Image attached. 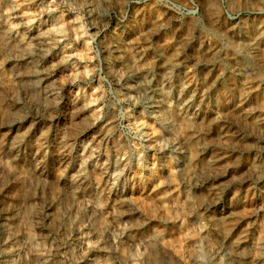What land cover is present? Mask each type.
Returning <instances> with one entry per match:
<instances>
[{"label": "rangeland", "instance_id": "obj_1", "mask_svg": "<svg viewBox=\"0 0 264 264\" xmlns=\"http://www.w3.org/2000/svg\"><path fill=\"white\" fill-rule=\"evenodd\" d=\"M0 264H264V0H0Z\"/></svg>", "mask_w": 264, "mask_h": 264}, {"label": "bare ground", "instance_id": "obj_2", "mask_svg": "<svg viewBox=\"0 0 264 264\" xmlns=\"http://www.w3.org/2000/svg\"><path fill=\"white\" fill-rule=\"evenodd\" d=\"M184 35V34H183ZM26 41V40H25ZM191 45V44H190ZM210 52V51H209ZM208 52V53H209ZM27 60V59H26ZM233 90V89H232ZM211 92H213V91H211ZM232 92V91H231ZM214 93V92H213ZM216 93V92H215ZM220 93V92H219ZM234 93V92H233ZM183 94V93H182ZM215 95V94H214ZM231 96V95H230ZM209 97V96H208ZM179 98V97H178ZM196 98H198V97H196ZM222 98V97H221ZM173 99V98H172ZM219 99V98H218ZM195 101V100H194ZM193 101V102H194ZM211 101V100H210ZM173 102V101H172ZM222 102V101H221ZM177 103V102H176ZM163 104V103H162ZM179 105V104H178ZM202 105V104H201ZM224 105V104H223ZM234 105V104H233ZM163 106V105H162ZM189 106V105H188ZM222 106V105H221ZM241 106V105H240ZM239 106V107H240ZM193 107V106H192ZM227 107H228V105H227ZM159 108V107H158ZM211 108V107H210ZM218 109V108H217ZM192 110V109H191ZM175 111V110H174ZM183 111V110H182ZM236 111V110H235ZM241 111V110H240ZM187 112V111H186ZM210 114V113H209ZM251 117V116H250ZM253 117V116H252ZM251 117V118H252ZM245 119H246V117H245ZM206 122V121H205ZM239 128V127H238ZM211 129V128H210ZM214 129V128H213ZM21 130V129H20ZM163 134V133H162ZM207 136V135H206ZM208 137V136H207ZM191 142V141H190ZM241 152V151H240ZM206 155H208V154H206ZM109 163V162H108ZM218 163V162H217ZM219 180V179H218ZM206 186V185H205ZM219 201H221V200H219ZM227 203V202H226ZM229 209V208H228ZM204 217V216H203ZM204 220V219H203ZM221 241V240H220Z\"/></svg>", "mask_w": 264, "mask_h": 264}]
</instances>
